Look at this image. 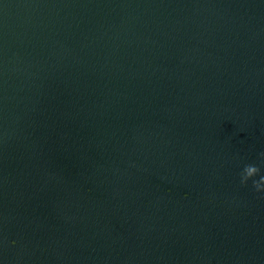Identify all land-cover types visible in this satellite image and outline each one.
<instances>
[{
	"label": "water",
	"instance_id": "1",
	"mask_svg": "<svg viewBox=\"0 0 264 264\" xmlns=\"http://www.w3.org/2000/svg\"><path fill=\"white\" fill-rule=\"evenodd\" d=\"M261 153L264 0H0V264H264Z\"/></svg>",
	"mask_w": 264,
	"mask_h": 264
},
{
	"label": "clouds",
	"instance_id": "2",
	"mask_svg": "<svg viewBox=\"0 0 264 264\" xmlns=\"http://www.w3.org/2000/svg\"><path fill=\"white\" fill-rule=\"evenodd\" d=\"M261 155H264V153H261ZM256 170H257V169H256V165H254V164H246V165H245L243 168H241V170H240V173H239V175H240V182H241L242 184H243V183H246L247 180H248V178H249L252 174H254V172H255ZM255 190H256L257 192H264V185H257V186L255 187ZM169 191H170V189H169ZM184 195L187 196L188 193H184ZM11 243H12V244H15L16 241L13 240V241H11Z\"/></svg>",
	"mask_w": 264,
	"mask_h": 264
}]
</instances>
